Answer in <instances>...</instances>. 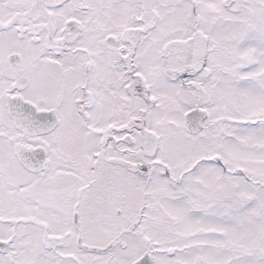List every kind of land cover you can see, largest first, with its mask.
I'll return each mask as SVG.
<instances>
[{
    "label": "snow or ice",
    "instance_id": "1",
    "mask_svg": "<svg viewBox=\"0 0 264 264\" xmlns=\"http://www.w3.org/2000/svg\"><path fill=\"white\" fill-rule=\"evenodd\" d=\"M0 264H264V0H0Z\"/></svg>",
    "mask_w": 264,
    "mask_h": 264
}]
</instances>
